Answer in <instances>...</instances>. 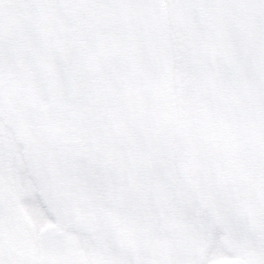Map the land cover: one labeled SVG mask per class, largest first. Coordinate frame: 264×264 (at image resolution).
<instances>
[{
	"label": "snow or ice",
	"instance_id": "6c2138e0",
	"mask_svg": "<svg viewBox=\"0 0 264 264\" xmlns=\"http://www.w3.org/2000/svg\"><path fill=\"white\" fill-rule=\"evenodd\" d=\"M0 264H264V0H0Z\"/></svg>",
	"mask_w": 264,
	"mask_h": 264
}]
</instances>
